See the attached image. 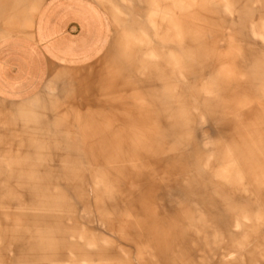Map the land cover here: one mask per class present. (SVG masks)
<instances>
[{"label":"rangeland","instance_id":"obj_1","mask_svg":"<svg viewBox=\"0 0 264 264\" xmlns=\"http://www.w3.org/2000/svg\"><path fill=\"white\" fill-rule=\"evenodd\" d=\"M87 2L92 57L0 99V264H264V0Z\"/></svg>","mask_w":264,"mask_h":264},{"label":"crops","instance_id":"obj_2","mask_svg":"<svg viewBox=\"0 0 264 264\" xmlns=\"http://www.w3.org/2000/svg\"><path fill=\"white\" fill-rule=\"evenodd\" d=\"M102 18L87 0H31L17 32L0 39V99H25L57 67L90 59L103 41Z\"/></svg>","mask_w":264,"mask_h":264}]
</instances>
